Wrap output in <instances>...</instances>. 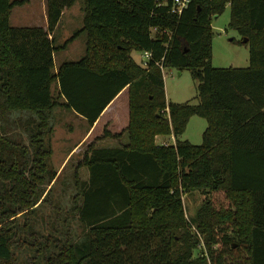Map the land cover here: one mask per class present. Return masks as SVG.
<instances>
[{"label": "trees", "instance_id": "trees-1", "mask_svg": "<svg viewBox=\"0 0 264 264\" xmlns=\"http://www.w3.org/2000/svg\"><path fill=\"white\" fill-rule=\"evenodd\" d=\"M77 1L47 0L44 28L12 25L28 0H0V264H264V0H190L181 14L173 0H84L83 28L57 43ZM227 4L246 67L212 63ZM82 32L85 55L55 70ZM144 50L148 67L132 56ZM157 61L192 72L197 103L168 102ZM125 89L129 143L98 144L122 135L109 129L91 141L67 207L53 204L56 109L93 125ZM194 115L208 122L201 144L181 138ZM196 190L206 197L189 218L183 196Z\"/></svg>", "mask_w": 264, "mask_h": 264}, {"label": "rangeland", "instance_id": "rangeland-1", "mask_svg": "<svg viewBox=\"0 0 264 264\" xmlns=\"http://www.w3.org/2000/svg\"><path fill=\"white\" fill-rule=\"evenodd\" d=\"M32 8L33 9L30 10L29 13L23 14L25 18L27 16V18L24 19L23 22L15 23L16 20H13V24L18 26L19 24H28L30 22L38 23L37 21H40V6L36 5ZM15 12H22V8L16 6L14 13ZM31 13H33L34 16L31 15ZM230 21L231 6L230 4H227L224 11L221 12L218 17H214L212 22V26L215 31L213 39L212 63L216 67H246L250 64V48L248 45L241 42V33L238 31V29L230 26ZM83 25L84 0H78L74 5L68 7L66 9V12L61 17V21L54 32L56 34L57 43H64L65 37L73 35L76 31L82 29ZM86 41L87 33L83 32L78 37L77 41H75L73 44H70L65 49L57 51L55 55V70H57L59 65L64 61L78 60L82 58L86 53ZM132 56L139 64L142 65L143 51H133ZM164 79L165 81L163 90L168 102H198V81L194 78L192 72L189 69L180 71L177 68H167L164 72ZM57 85L58 84L56 82L54 84V89L57 87ZM125 94L128 95V92L125 91ZM75 112L76 111L70 109L68 110L67 108L62 107H58L56 109V127L53 137L54 142L60 140L59 144H61V141H64L65 137H67L71 133L70 128L72 126L75 127V129H78L79 132H84L85 128H87L88 122L81 119V117L77 115V112ZM107 120L108 118H103V120L99 123L95 134L85 142L84 148L87 147V143L90 142L91 139L95 140L97 136L103 134L104 131L108 129L110 122L106 123ZM123 121L124 120L122 119L119 123L118 120V126H115H123ZM207 125L208 122L206 118L199 115H194L190 118L187 129L181 136V138L188 139L195 144H201L203 142V132L206 129ZM167 137L168 136H159L157 138V142L160 143L161 140L164 139L167 140V143L175 142L173 138L168 140ZM52 160H54V158ZM82 177L86 178L87 176ZM61 180H64V182H60ZM74 184V176H59L58 182L56 183L52 194L51 200L53 204L56 205L59 203L61 204V206L64 205L65 207H67L70 195L76 189ZM205 197V193L201 190L188 192L183 196L187 216L189 218H192L195 215L197 209L200 207ZM44 210L48 213L49 210H51V205L48 204ZM203 250V246L198 248L195 251V255L198 256L202 254Z\"/></svg>", "mask_w": 264, "mask_h": 264}, {"label": "crops", "instance_id": "crops-1", "mask_svg": "<svg viewBox=\"0 0 264 264\" xmlns=\"http://www.w3.org/2000/svg\"><path fill=\"white\" fill-rule=\"evenodd\" d=\"M36 5L40 6V21H37L38 23H33V22L29 21L30 23H28V24H19L18 26H42L44 28H48L47 0H28V2H26L24 5L19 6L22 8V12H20V13L15 12L16 14L14 13V11H15V7H14L12 10V13H11V17H10L12 25H14L13 20H16L15 23L23 22L24 19L27 18V16L25 18L23 14L29 13V11L33 9L32 7H34ZM66 9L64 10V13L66 12ZM31 15L34 16L33 13H31ZM15 26H17V25H15ZM55 36H56V34H55ZM70 36H72V35L65 37V40L67 38H69ZM78 37L76 39H74L70 44H73L75 41H77ZM125 91H127V90L125 89V90L121 91L112 100V102L104 110V112L102 113L100 118L93 125L87 124L88 126H87V128H85L84 132H79L78 129H75V127L72 126L70 128L71 133L67 137H65L64 141H61L62 142L61 144H59L60 140H58L57 142L53 141L54 151H53L52 159L54 158V160H52V161H53L54 165L56 166V168L58 169V176H74L73 172H74L77 164L79 163V161L82 159L84 151L86 150V148H84L85 142L88 141L90 139V137H92L95 134L99 123L105 117L108 118L106 123L110 122V125H111V126L109 125L108 129L114 133L122 132V135L119 138L108 137L105 139L98 140V144L103 145V146H117V145L129 143V137H128L127 132L126 131L123 132V130L127 127L128 120H129V105H128L129 98H128V95L125 94ZM77 115H79L81 117V119L87 121L82 115H80L78 113H77ZM122 119L124 120L123 126L116 127V126H118L117 121L119 120V123H120ZM101 135H99V136H101ZM99 136H97V137H99ZM167 138H168V140L173 138V140L175 141L174 136H172V137L168 136ZM91 141H93V140L91 139L90 142ZM90 142H88L87 145ZM160 144H168V143H167V140L164 139V140H161ZM72 166H74V167H72ZM67 169H68V171L70 169L71 170L68 172ZM80 175L81 176H89L88 169L86 167H82L80 169Z\"/></svg>", "mask_w": 264, "mask_h": 264}, {"label": "built area", "instance_id": "built-area-1", "mask_svg": "<svg viewBox=\"0 0 264 264\" xmlns=\"http://www.w3.org/2000/svg\"><path fill=\"white\" fill-rule=\"evenodd\" d=\"M189 2L190 0H173L172 11L174 13L181 14L183 10L188 6ZM152 58H153L152 51L144 50L142 65L144 67H148ZM156 64L161 66V68L163 69V72H165V70L167 69L164 67L161 61H157Z\"/></svg>", "mask_w": 264, "mask_h": 264}, {"label": "water", "instance_id": "water-1", "mask_svg": "<svg viewBox=\"0 0 264 264\" xmlns=\"http://www.w3.org/2000/svg\"><path fill=\"white\" fill-rule=\"evenodd\" d=\"M243 41H244V42H247V41H248V39H247V38H244V39H243Z\"/></svg>", "mask_w": 264, "mask_h": 264}]
</instances>
